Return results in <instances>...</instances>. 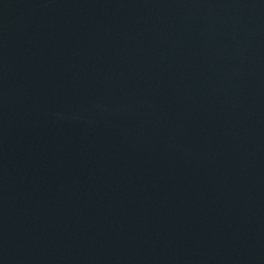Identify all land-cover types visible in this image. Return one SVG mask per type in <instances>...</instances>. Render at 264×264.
Listing matches in <instances>:
<instances>
[{
  "label": "water",
  "instance_id": "obj_1",
  "mask_svg": "<svg viewBox=\"0 0 264 264\" xmlns=\"http://www.w3.org/2000/svg\"><path fill=\"white\" fill-rule=\"evenodd\" d=\"M0 264H264V0H0Z\"/></svg>",
  "mask_w": 264,
  "mask_h": 264
}]
</instances>
